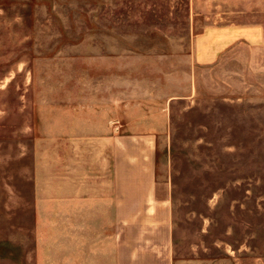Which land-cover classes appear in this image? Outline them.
Segmentation results:
<instances>
[{"label":"rangeland","instance_id":"1","mask_svg":"<svg viewBox=\"0 0 264 264\" xmlns=\"http://www.w3.org/2000/svg\"><path fill=\"white\" fill-rule=\"evenodd\" d=\"M256 25L258 43L196 59L205 29ZM118 79L126 102L165 110L175 259L264 264V0H0V233L1 205L30 198L36 113Z\"/></svg>","mask_w":264,"mask_h":264},{"label":"crops","instance_id":"2","mask_svg":"<svg viewBox=\"0 0 264 264\" xmlns=\"http://www.w3.org/2000/svg\"><path fill=\"white\" fill-rule=\"evenodd\" d=\"M205 30L196 40L201 64L262 39L257 25ZM160 111L157 122L140 101L126 102L118 79L54 108L52 122L37 112L30 198L1 205L0 264H194L175 259L172 204L166 183L158 186Z\"/></svg>","mask_w":264,"mask_h":264}]
</instances>
